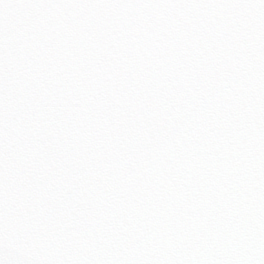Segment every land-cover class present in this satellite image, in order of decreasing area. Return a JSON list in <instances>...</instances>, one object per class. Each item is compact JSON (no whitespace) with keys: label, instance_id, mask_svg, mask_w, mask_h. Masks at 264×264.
I'll list each match as a JSON object with an SVG mask.
<instances>
[{"label":"snow or ice","instance_id":"6c2138e0","mask_svg":"<svg viewBox=\"0 0 264 264\" xmlns=\"http://www.w3.org/2000/svg\"><path fill=\"white\" fill-rule=\"evenodd\" d=\"M0 264H264V0H0Z\"/></svg>","mask_w":264,"mask_h":264}]
</instances>
